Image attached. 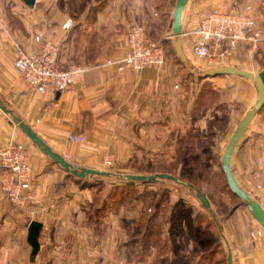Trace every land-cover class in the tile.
<instances>
[{"label": "crops", "instance_id": "0c3cea01", "mask_svg": "<svg viewBox=\"0 0 264 264\" xmlns=\"http://www.w3.org/2000/svg\"><path fill=\"white\" fill-rule=\"evenodd\" d=\"M176 1L37 0L31 8L24 0H0L2 103L54 151L83 167L142 172L139 166L173 158L178 139L192 128L210 132L224 152L238 123L258 100L254 80L233 74L196 80L179 57L170 55L160 67L139 71L117 67L129 53L127 36L133 24H142L148 34L166 32L160 39H171ZM211 1L189 0L183 11L181 41L188 54L193 53L194 44L188 32L215 7L208 6ZM258 1V6L249 4L239 12L251 8L260 40L239 42L227 64L255 74L264 70V0ZM69 19L74 25L63 28ZM38 35L59 46L60 67H90L79 83L62 92L40 93L23 80L15 68L18 47L28 54L38 52L42 45L36 40ZM211 90L219 96L215 106L206 102L205 92ZM253 123L239 142L245 139L247 150L257 131L255 127L249 132ZM69 134H82L86 139L71 142ZM11 140L27 147L31 178L29 189L22 191L26 197L22 204L10 201L0 188V264H180L176 262L182 254L183 264L196 261L191 250L177 252L176 237L167 231L169 223L162 232L153 228L145 233L148 222L141 216L144 208L138 200L125 208L121 199L119 215L113 212V192L139 187L137 183L113 185L99 179L90 183L92 178L68 174L0 107V151ZM240 144L231 169L244 189L241 174L234 169ZM243 158L251 159L250 154H242L236 160L239 163ZM3 173L0 159V182ZM248 213L247 224L242 220L240 227L233 220L223 224L233 264H264V236L251 237L253 230L263 226L249 209ZM33 220L43 224L40 251L34 260L28 242Z\"/></svg>", "mask_w": 264, "mask_h": 264}, {"label": "rangeland", "instance_id": "374dc122", "mask_svg": "<svg viewBox=\"0 0 264 264\" xmlns=\"http://www.w3.org/2000/svg\"><path fill=\"white\" fill-rule=\"evenodd\" d=\"M255 3L258 6L259 1L212 0L208 6L239 12L246 5ZM165 33L148 34V36L154 41L161 42L166 56L178 58L171 43L173 39L165 41L160 39ZM153 35H157V37ZM189 56L196 65L212 68L205 60L197 58L192 52H189ZM183 65L186 67L185 64ZM187 70L193 74L188 68ZM193 76L196 77V80L200 78L195 74ZM195 93H197L196 90H194ZM205 93L208 94L206 102L214 103L213 106H215L219 97L218 93L212 92V90ZM261 114L264 116V109H261L254 117L253 127L249 130V132L253 131L255 127L257 130L252 133L250 148L247 150V142L242 139L241 144L239 143L238 154L234 157L235 172H240L242 177L240 180L244 190L246 189L245 191L255 200L257 197H255L256 191L254 189H256L257 184L264 181V124H260ZM218 124L220 125V121ZM175 150L176 155L171 159L151 161L146 166H139V171L142 172L112 171L117 175L104 177L103 180L108 184L116 185L127 183L119 176L124 174L168 173L175 175L194 184L208 196L217 219L203 206L196 191L168 179L133 182L131 184L137 183L139 187L129 188L123 192L114 191L112 196L113 212L115 211V214L119 215L121 199L126 202L125 208L133 207L134 200H138L144 208L141 216L145 217L148 222L146 234H150L153 228H155L156 233L162 232L165 224L169 223L171 227L167 231L176 237L174 241L178 246L176 247L178 253L191 250L192 260H196L194 264H228L225 240L227 235L223 224H229L233 220L234 226L239 225L238 227H240V220L247 224L249 213L246 204L231 191L228 185L222 169V146L215 143L210 132H200L192 128L187 130L183 138L178 139ZM242 154L245 156L250 154L251 159L243 158V161L238 163L236 158ZM96 178L93 177L89 182L97 183ZM182 258H184V254L177 259L176 263L183 264Z\"/></svg>", "mask_w": 264, "mask_h": 264}, {"label": "built area", "instance_id": "2783aa9c", "mask_svg": "<svg viewBox=\"0 0 264 264\" xmlns=\"http://www.w3.org/2000/svg\"><path fill=\"white\" fill-rule=\"evenodd\" d=\"M248 7L244 12H232L213 7L206 11L188 34L194 37L193 54L205 60L209 67L228 66L233 59L234 49L239 42H258L260 33L256 30V19ZM74 25L69 19L63 28ZM36 40L42 42L38 52L28 54L18 47L15 68L23 80L40 93L62 92L79 83L89 66L71 64L66 68L58 63L59 46L52 41H45L42 35ZM127 42L129 53L117 62L119 71L129 68L134 71L149 66H163L166 60L165 50L161 42L149 38L145 27L140 23L132 25ZM71 142L82 143L85 136L69 134ZM4 173L0 188L7 198L15 204L24 203L26 197L22 191L29 189L31 165L25 144L11 140L0 151ZM110 164V162H108ZM264 167V162H263ZM257 201L264 210V181L256 186ZM264 236V227L253 230L251 237L258 239Z\"/></svg>", "mask_w": 264, "mask_h": 264}, {"label": "water", "instance_id": "95a60500", "mask_svg": "<svg viewBox=\"0 0 264 264\" xmlns=\"http://www.w3.org/2000/svg\"><path fill=\"white\" fill-rule=\"evenodd\" d=\"M27 6L33 8L36 5L37 0H24ZM189 0H177L176 6L174 10V22L172 26V32L170 37L174 41V49L177 53L180 60L186 65V67L195 75L200 78H209V77H217L221 75H238L244 77L246 79L254 80L259 88V96L257 102L245 113L243 118L238 123L236 129L234 130L233 134L231 135L225 150L222 156V169L224 174L226 175L228 185L231 191L237 195L243 203L246 204L254 218L264 227V210L259 204V202L253 199L238 183L236 177L234 176L232 169H231V159L233 153L238 146L241 138L247 131L251 121L256 116V114L264 107V70L261 71L259 74H255L253 72L240 69L235 66H218L212 68H203L195 63L192 62L189 54L184 50L182 46L181 36L183 34L182 29V14L183 11L188 4ZM0 107L6 112L7 114L12 116V121L15 122L19 128L29 137V139L36 145L38 148L47 156H49L56 164L60 165L64 171L68 174H72L77 176L80 179L86 178H93V177H100L96 179H100L103 181L104 177H112L116 176L109 171L93 169L88 167H83L80 165H76L68 161L64 156L58 154L56 151L52 149L50 145L46 143V141L40 137L37 132L27 124L22 118L17 117L12 110H10L6 105H4L0 99ZM120 178L124 182H143V181H156L158 179H168L172 180L176 183L185 185L190 189L196 191L197 196L201 200L203 206L209 210L213 215L214 218L217 219L215 216V212L212 210V204L208 196L197 186L190 182H186L181 178L168 174V173H156L150 175L144 174H124L119 175ZM220 226V224H219ZM43 228V224L39 221L33 220L30 222L29 225V233H28V242L32 246V259L34 260L37 254L40 251V242L39 237ZM226 245H227V260L228 264H233V254L230 247V243L225 238Z\"/></svg>", "mask_w": 264, "mask_h": 264}]
</instances>
